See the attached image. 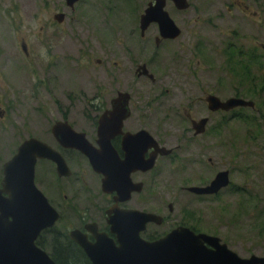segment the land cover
Instances as JSON below:
<instances>
[{
	"label": "flooded vegetation",
	"instance_id": "1",
	"mask_svg": "<svg viewBox=\"0 0 264 264\" xmlns=\"http://www.w3.org/2000/svg\"><path fill=\"white\" fill-rule=\"evenodd\" d=\"M88 1L90 7H100V0L96 4L95 0ZM119 1L125 4V14L130 16L128 28L125 25L123 32L117 30L115 37L112 34L114 48L104 50L102 59L94 58L93 67L102 76L104 87L86 99L84 107L90 113L87 118L84 116L85 128L71 120L77 101L73 92L67 90L65 100L58 98L46 75L40 85L48 101L38 105L36 111H49L51 119L36 127V133L22 135L21 139L17 136V145L0 164V189L3 164L15 154L21 142L33 138L57 158V162L50 158L53 155L36 158L32 176L34 188L57 215L54 225L39 231L33 241L35 248L48 256L58 252L73 257L76 253L85 264H91L69 234L76 232L75 236H81L89 244L95 243L94 235L104 236L117 246L115 221L142 219L137 212L152 216L149 219H159L158 224L152 221L144 224L138 233L144 241L152 242L175 228L184 227L195 234L216 238L218 246L240 258L257 256L250 253L241 257L237 253L245 247L249 250L251 245L255 248L249 228L235 227L249 221L237 218L249 217L251 210L252 181L245 171L252 168L249 164L246 168L241 165L243 159H249L248 153L245 147L239 150V137L223 135L226 124L238 117V112L250 108L211 111L207 102L208 96L219 98L210 88L217 82L208 78L209 73L218 74V67L210 71L208 62L219 64L213 55H221L226 60V70L233 75L234 66L230 67L229 63L232 61L237 66L236 54L242 52L233 42L236 32L225 27L228 37L223 36L219 14L208 15L204 9L194 7L191 0ZM81 2L77 0L70 8L61 0L51 15L52 21L53 15H63L60 23L53 21L56 27L66 19L65 9L75 19ZM102 3L105 12L112 6L110 0ZM155 3L160 4L161 12L174 28L161 31L154 20L141 26L144 11ZM183 3L185 8H181ZM249 8V4H237L234 9L249 15ZM256 15L252 13V17ZM165 51L166 58L161 54ZM48 56H45L48 64L45 69L55 64L52 55ZM45 85L51 88L49 92ZM232 92L239 94L236 90ZM0 93L4 94L5 90L1 89ZM119 94L127 96L124 118L122 113H113V100ZM5 102L0 101V124L8 107L3 106ZM103 114L104 127L99 128ZM260 127L264 129V121ZM74 134L83 135L90 156L77 148L74 142L80 139ZM181 173L189 180L174 184L175 176ZM208 173L211 174L207 177ZM216 178L217 184L212 185ZM161 195L169 201L161 202ZM0 197L8 195L2 192ZM228 217L235 220L230 226L224 219ZM198 222L204 223L203 228ZM162 226L166 229L158 231ZM239 232L243 237H238ZM204 245L214 249L211 243Z\"/></svg>",
	"mask_w": 264,
	"mask_h": 264
},
{
	"label": "rangeland",
	"instance_id": "2",
	"mask_svg": "<svg viewBox=\"0 0 264 264\" xmlns=\"http://www.w3.org/2000/svg\"><path fill=\"white\" fill-rule=\"evenodd\" d=\"M191 1L194 7L204 9L208 15L218 13L224 26L221 28L223 36L228 37L223 30L225 27L233 29L237 34L233 42L239 50L247 56L253 54L258 57L256 63L251 65L244 64L243 54H236L237 66L232 61L229 63L230 67L234 66V69H231L233 73L231 76L226 70V60H223L219 54L213 55L214 60L218 59L220 63L209 61V69L215 71L218 67V74L209 73L208 78L217 82L210 88L212 92L214 90L217 92L220 99L238 97L252 101L256 106L254 112L249 109L238 112V117L224 127L223 135L239 137L237 139L239 150L245 147L244 150L249 157L243 159L241 165L246 168L249 164V168H252H246L245 171L248 180L252 181L250 187L253 190V198L250 201V214L249 217L237 218L238 221L240 219H249V221L243 226L235 224V227L249 228L255 248L251 245L249 250L245 247L238 249L237 253L241 257H247L250 253L264 257V129L261 130L259 127L257 131L254 128L258 122L264 121V88H262L264 86V49H262L264 0ZM88 3V0H82L78 4L75 19L65 9L66 19L61 26L56 27L51 15L61 4V0H0V90H5L4 94L0 93V101H6L3 106L8 105L5 118L0 124V164L10 156L13 146L17 145L19 141L17 136L21 139L29 133H36V127L51 119L49 111L42 110L41 113L36 111L38 105L48 101H45L47 96L40 85L41 79H45L46 75L53 93L58 98L65 100L67 90L73 92L72 96L76 97L77 101H74L76 106L71 120L78 127L85 128L84 116L87 118L86 115L90 113L84 107L86 99L89 100L98 88L104 87L102 76L98 74L96 67H93L94 58L102 59L104 50L114 48L112 41L115 33L117 30L122 31L125 25L128 28L130 18L129 14H125L127 10L125 4L119 0H110L112 6L106 12L102 10V0L97 9L94 6L90 7ZM237 4H249V15L234 9ZM113 8L115 11L112 10ZM252 13H257L255 18L252 17ZM21 43L25 44L26 57L20 50ZM168 50L170 51V48ZM47 54L49 58L52 55L54 60H51L55 61L54 67L50 69H45L48 65L45 59ZM161 54L166 58L168 52ZM55 76L60 84L55 82ZM253 78L254 82H249ZM257 80L260 85L259 82L256 84ZM44 89L49 92L51 88L45 85ZM232 90H236L239 94L233 95ZM61 102L65 101L61 100ZM222 117L225 118L227 115ZM210 174L208 173L207 177ZM188 180L189 177L181 173L175 176L174 184H184ZM239 181L242 182L241 177ZM161 197V202L169 201L164 200L163 195ZM224 219L228 220V226L235 222L234 218ZM199 224L200 228H203L204 223ZM162 228L163 226L159 227L158 231ZM165 229L166 227L163 228ZM238 237H243L241 232Z\"/></svg>",
	"mask_w": 264,
	"mask_h": 264
},
{
	"label": "water",
	"instance_id": "3",
	"mask_svg": "<svg viewBox=\"0 0 264 264\" xmlns=\"http://www.w3.org/2000/svg\"><path fill=\"white\" fill-rule=\"evenodd\" d=\"M76 1L65 0L66 6L71 8ZM174 1L179 3L182 0ZM185 7L183 3L181 8ZM160 8L157 3L149 5L140 18L141 26L154 20L159 23L161 31L174 28ZM62 18V14L52 17L56 23H60ZM20 50L26 54L24 43L20 44ZM126 102L127 96L119 94L113 100V113H122L124 118ZM207 102L211 111L254 108L252 101L242 98L232 97L221 101L215 96H208ZM105 119L104 114L100 116L99 128L104 127ZM74 136L80 139L74 142L77 148L84 155L90 156L83 135ZM44 155H53L50 158L57 160L54 153L49 154L44 144L30 138L21 142L15 154L2 166L0 193H6L8 197H0V264H55L46 253L33 245L37 233L51 228L57 220L55 211L48 206L32 183L34 161ZM216 184L217 178L212 185ZM136 214L142 219L115 221L117 246L112 240L99 235H94L96 240L93 244L81 239V236H75L76 232L70 233L69 237L83 250L91 264H264V257L253 255L247 259L240 258L228 252L225 247L218 246L216 238L195 234L184 227L175 228L152 242L144 241L138 237L144 224L149 221L158 224L159 219H149L152 216L144 213ZM205 242L211 243L214 249L209 250L204 245Z\"/></svg>",
	"mask_w": 264,
	"mask_h": 264
},
{
	"label": "trees",
	"instance_id": "4",
	"mask_svg": "<svg viewBox=\"0 0 264 264\" xmlns=\"http://www.w3.org/2000/svg\"><path fill=\"white\" fill-rule=\"evenodd\" d=\"M239 54H243V52H241ZM243 59H244V64L254 65L256 63L258 57L253 56V54H251L250 56H247V54H243ZM250 81H251V83L254 82V78L252 80H249V82ZM255 82H256V80H255ZM258 82H259V80H257L256 84H258ZM259 85H260V82H259ZM263 85H264V83H263ZM262 88H264V86ZM249 110L252 112L256 111L255 103H254V108L249 109ZM260 126H261V123L258 122V124L254 125V128L258 131ZM49 256L56 264H85L82 257L79 258L76 253L73 254V257H69L66 254H61L58 252L51 253V254H49Z\"/></svg>",
	"mask_w": 264,
	"mask_h": 264
}]
</instances>
